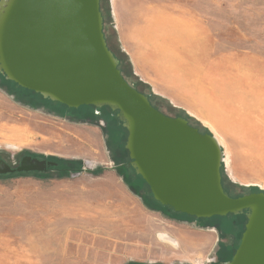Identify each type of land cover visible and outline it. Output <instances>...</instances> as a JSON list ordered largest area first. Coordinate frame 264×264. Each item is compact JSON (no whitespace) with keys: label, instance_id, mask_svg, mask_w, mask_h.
Returning <instances> with one entry per match:
<instances>
[{"label":"rangeland","instance_id":"rangeland-1","mask_svg":"<svg viewBox=\"0 0 264 264\" xmlns=\"http://www.w3.org/2000/svg\"><path fill=\"white\" fill-rule=\"evenodd\" d=\"M100 8L127 84L164 116L221 140L227 197L264 194V0H99ZM56 103L0 73V163L46 164L0 173V264L231 261L246 212L174 214L136 174L118 112Z\"/></svg>","mask_w":264,"mask_h":264},{"label":"water","instance_id":"water-1","mask_svg":"<svg viewBox=\"0 0 264 264\" xmlns=\"http://www.w3.org/2000/svg\"><path fill=\"white\" fill-rule=\"evenodd\" d=\"M0 63L7 81L53 102L118 112L128 133L125 149L153 199L198 219L246 212L229 263L264 264V194L227 197L210 136L164 116L127 84L105 43L99 0H17L0 39ZM0 165L4 173L46 164L27 157L13 170Z\"/></svg>","mask_w":264,"mask_h":264},{"label":"bare ground","instance_id":"bare-ground-1","mask_svg":"<svg viewBox=\"0 0 264 264\" xmlns=\"http://www.w3.org/2000/svg\"><path fill=\"white\" fill-rule=\"evenodd\" d=\"M16 2H17V0H0V39L2 38L4 27L6 25V22H7L8 18H9V16H10V13H11V11H12V9H13V7H14V5H15ZM162 51L163 50H160V53H162ZM175 52H177V50L172 51L169 55L171 57V63H172V65L175 68L179 69L182 66V64H183V61H182V59L179 56H177V57L174 58ZM161 55H164V53H162ZM156 57H158V55ZM1 66H4V65H2L0 63V67ZM1 72L4 73L3 70H2V68H1ZM11 81H13V80H11ZM46 99H49V97L47 96ZM114 109L117 110L116 108H114ZM123 120L125 122H127V120H125V119H123ZM210 138L212 139V142L215 145L216 149H218V160H219V164L221 166L223 164L225 165L226 162H227V155L225 156L222 153L223 145H222L221 140L217 136H214V135L210 136ZM0 167H2V166L0 165ZM228 264H231V263H228Z\"/></svg>","mask_w":264,"mask_h":264},{"label":"trees","instance_id":"trees-1","mask_svg":"<svg viewBox=\"0 0 264 264\" xmlns=\"http://www.w3.org/2000/svg\"><path fill=\"white\" fill-rule=\"evenodd\" d=\"M100 12H101V8H100ZM101 16H102V13H101ZM102 24H103V17H102ZM104 39H105V36H104ZM105 43H106V46H107V48H108V50L112 53V55H113V57H115V59H117L118 60V58L115 56V54L109 49V47H108V45H107V41H106V39H105ZM118 62H119V60H118ZM118 69H119V67H118ZM120 71V70H119ZM121 73V72H120ZM122 75V74H121ZM7 81V80H6ZM7 82H10V81H7ZM11 84H13V85H15L18 89H20L21 91H24V92H26L27 94H30V95H33L34 96V98L35 99H38V98H42V96L41 95H39V94H36V93H34V92H32V91H29V90H27V89H23V88H21V87H19L18 85H16L15 83H13V82H10ZM57 105H60V106H63L64 107V105H62V104H60V103H56ZM150 105H151V103H150ZM152 106V105H151ZM93 108V106H82V107H79V108H77V109H73L74 111H78L79 109H86V108ZM153 107V106H152ZM102 108H106V107H102ZM154 108V107H153ZM155 109V108H154ZM86 110H88V109H86ZM124 132H125V136H126V138H127V136H128V134H127V131H126V129L124 128ZM124 147V146H123ZM124 149V151L127 153V157H128V152H127V150L125 149V147L123 148ZM55 162H57V165L56 166H54V167H66L67 166V164L65 163V164H63V163H59V161H55ZM47 171V170H46ZM45 171V172H46ZM28 174H30V173H28ZM10 176H12V175H5L4 177H10ZM139 179L141 180V182L142 183H144L145 185H146V183H145V181L141 178V177H139ZM224 192H225V190H224ZM159 204V203H158ZM164 208H167V209H169L168 207H164ZM170 210V209H169ZM171 212H173L172 210H170ZM174 213V212H173ZM175 214V213H174ZM241 216H243V218H245V213H241L240 214ZM240 215H237L238 217L240 216ZM242 218V219H243ZM246 222H247V220L246 219H244V226L246 225ZM243 226V231L245 230V227Z\"/></svg>","mask_w":264,"mask_h":264},{"label":"crops","instance_id":"crops-1","mask_svg":"<svg viewBox=\"0 0 264 264\" xmlns=\"http://www.w3.org/2000/svg\"><path fill=\"white\" fill-rule=\"evenodd\" d=\"M159 70H160L161 72L163 71L162 69H159ZM160 71H159V72H160ZM166 74H167V72H166Z\"/></svg>","mask_w":264,"mask_h":264}]
</instances>
